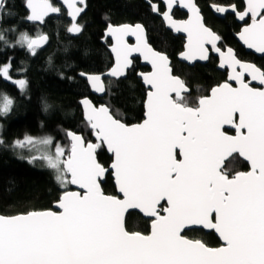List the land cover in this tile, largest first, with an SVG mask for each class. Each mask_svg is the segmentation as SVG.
<instances>
[{"label":"snow or ice","instance_id":"1","mask_svg":"<svg viewBox=\"0 0 264 264\" xmlns=\"http://www.w3.org/2000/svg\"><path fill=\"white\" fill-rule=\"evenodd\" d=\"M64 2L74 21L68 31L78 33L75 19L84 10L83 0ZM178 3L189 9L188 21L173 19L171 10ZM27 6L28 19L34 21L60 12L49 0H27ZM150 6L177 32L187 33L183 58L206 61L211 48L220 57V67L230 69L228 81L189 106L185 82L172 75L168 56L146 43L142 26H109L116 60L111 77L126 75L133 52H141L152 64L151 73L141 74L150 89L145 119L129 126L108 107L97 108L84 99L85 118L97 143L71 131L66 133L71 145L67 150L56 144L49 151L50 137L16 141L20 148L43 146L33 159L54 170L61 186L78 185L82 191H65L57 201L59 212L0 215V264H264V69L240 61L231 48L222 50L221 38L204 25L195 0H166L163 12L156 4ZM6 7L7 0H0V12ZM213 7L219 13L234 12L240 21L250 18L239 38L264 54V0H246L243 10L235 4ZM128 35L136 36L139 45H128ZM47 39L24 34L21 43L35 55ZM12 73L11 60L0 64V79L23 91L27 81ZM83 75L96 91H105L100 75ZM253 81L260 87H253ZM12 104L5 96L0 113L6 114ZM226 126L236 135H229ZM103 145L114 156L111 170L118 195H107L101 187L108 173L97 159ZM234 153L250 162V171L229 176L224 162ZM129 209L152 218L150 234L126 228ZM195 226L214 230L224 246L212 248L182 234Z\"/></svg>","mask_w":264,"mask_h":264},{"label":"trees","instance_id":"2","mask_svg":"<svg viewBox=\"0 0 264 264\" xmlns=\"http://www.w3.org/2000/svg\"><path fill=\"white\" fill-rule=\"evenodd\" d=\"M52 1L58 4L57 0ZM150 1L157 4L161 12L165 11L161 0ZM196 1L204 9L206 24L220 34V45L231 46L239 54L233 34L239 27L234 17L219 21L205 11L208 10L206 2ZM210 1L238 3V0ZM25 3L26 0H7V7L0 12V36L4 37L0 40V64L11 60L12 75L27 81L22 91L14 83L0 79V101L5 96L13 101L10 111L0 113V213L6 216L52 209L62 194L72 189L71 185L61 186L55 171L42 159H33L39 149L17 147L16 141L25 137H50L53 145L49 146V151L56 143L70 149L66 135L69 131L82 133L87 141H94L93 131L85 121L80 105V100L85 97H90L97 105L107 104L114 116L127 124L144 119L147 88L138 72L149 69L141 65L139 59L134 60L126 78L105 79L107 92L104 97L94 95L83 77V74L105 73L114 64L109 50L111 41L103 40L109 24H144L149 42L169 56L174 74L189 86L191 92L184 94L189 106H196L201 97L209 95L211 89L225 78L213 57L206 64L193 66L180 62L178 55L184 49V37L175 35L145 0H88L87 11L81 19L84 28L78 36L68 33L71 21L66 11L38 25L27 21ZM173 14L177 19L186 17V13L177 8ZM24 34L31 37L47 34L48 44L32 55L21 43ZM97 152L99 161L108 167L113 157L104 146ZM229 161L224 167L229 176L247 169V164L238 155ZM102 187L105 193L116 194L111 173ZM150 223V219L136 211L129 212L126 217V227L132 232L148 234ZM185 235L212 247L220 245L213 231L193 229Z\"/></svg>","mask_w":264,"mask_h":264},{"label":"water","instance_id":"3","mask_svg":"<svg viewBox=\"0 0 264 264\" xmlns=\"http://www.w3.org/2000/svg\"><path fill=\"white\" fill-rule=\"evenodd\" d=\"M87 1H88V0H83V5H81V6L84 7V10H83V12H81L80 15L75 19V23H77V24L81 27V31L78 32V33H73V32H69V31H68V33L71 34L72 36H78V35H80V34L82 33V31H83L84 26H83V24H82L80 21H81L82 16H83V15L86 13V11H87ZM145 1L148 2L150 5H151V4H154V3H152L150 0H145ZM243 1H244L245 5H246V0H243ZM49 2H50L52 5H54L55 7L59 8V9H60V12H59V13H49L47 16H45V18L43 19V21H34V20H30V19H28V17H29V15L31 14V12H30L29 7L27 6V0H26L25 7H26V9H27V11H28L27 21H28L29 23L38 24V25H43V24L45 23V21H46L48 18L53 17V16H59V15H61V8H60V5H61V6L65 9L68 18H69V20L71 21V24H70V26H69V28H70V27L72 26V24H73L74 21H73V17H71V16L69 15V9L67 8V6H66L64 0H57V2L59 3V5L54 4V2H53L52 0H49ZM161 2H162L163 5L165 6V11H167L166 0H161ZM195 4H196V5L198 6V8L200 9V14H201L202 17H203V23H204V25H205L206 27H208L209 29H211L214 33H216L211 27H209V26L205 23V19H204V16H203L202 12H201V8H200L199 5L197 4L196 0H195ZM156 5H157V4H156ZM176 8H179L180 10L186 12L187 15H188V17H187L186 19H177V18H175L173 13H174V10H175ZM212 8H213V10L215 11V8H214L213 6H212ZM228 12H232V11H228ZM215 13H216L218 16H221V17H222V16H224L227 12H225V13H219V12L215 11ZM232 13H234V12H232ZM155 14H159V13H156V12H155ZM171 15H172V17H173L174 20H176L177 22H181V23H182V22H185V21H188V20L190 19V17H191V13H190L189 9L183 7V5L180 4V3H178L177 5H175V6L172 8V10H171ZM160 16H161V18L163 19L165 25H166L167 27H169L175 35H181V36L184 37V39H185V45H184V49H183V51L181 52V53H183V52L186 50V45H187V42H188V36H187V33L183 32V31L177 32L174 28H172V27L168 24V22L164 19V17H163L162 14H160ZM238 20H239V19H238ZM239 22L243 23L244 21H240V20H239ZM125 25H130V26L141 25V26H142V29H143V38H144V40H146V43H147L149 46H151V48L154 49L155 51H157V52H161V53H164V52H162V51H159V50L155 49V48L153 47V45L149 42V39H148V32H147V29H146V27L144 26V24H142V23H135V24H132V23H123V24H118V25L109 24V25L107 26L106 30H105V37H104L103 40L106 41L107 39H109V40L111 41V44L109 45V50H110V52L112 53V55H113V57H114V64L112 65V67H113V66L115 65V63H116L115 55H114V53L111 51L112 46L115 44V40H114L113 37H111V36H107V32H108V30H109V26H125ZM69 28H68V29H69ZM242 29H243V28H242ZM242 29H241V31H242ZM241 31H240V32H241ZM240 32H239V33H240ZM239 33L236 35V38H237V40L239 41V43H240V44H241L246 50H248V51H253V52L257 53V54H261V53L256 52L255 49H250V48H248V46H247L246 44H244V42L239 38ZM216 34L219 36L218 33H216ZM43 35H44V36H47L48 39H47V41H46L45 43H43L38 49H44V48L47 46V44H48L49 36H48L47 34H43ZM40 36H41V35H40ZM37 37H39V36H34V37H32V38H37ZM219 37H220V36H219ZM125 41H126V43H127L128 45L133 46V47L138 46L139 43H140V42L137 40L136 36H134V35H128V36H126V37H125ZM219 42H220V41H218V46H219ZM228 48H231V49L233 50V52L235 53V55H236V51H235V49H233L232 47H227V48L225 49V51H226ZM221 49H222V48H221ZM222 50H223V49H222ZM181 53L178 55V59H179V61H180V62H183V63H186V64H188V65H190V66H193V65H195L196 63L206 64V63L209 61V59H210V57H211L212 54L215 55V56H217V57L219 58L218 68H219L220 70L228 69V71H229V72H228V78H229V75H230V69L227 68V67H223V68L220 67V57H219V55H218L217 53H215L214 51H212L211 48H210V56H209V59L206 60V61H205V60H200V59L187 60V59H185V58H183V57L181 56ZM164 54H166V53H164ZM166 55H167V54H166ZM167 56H168V55H167ZM236 57L238 58L237 55H236ZM168 58H169V56H168ZM135 59H139L141 65H143V66H145V67H147V68L149 69V70H147V71H140V72H138V77L141 79L142 83H143L144 86L147 88V93H148V92L150 91V89H149V87L144 83L141 74H149V73H151V72L153 71V67H152V64L150 63V61L144 59V56H143V54H142L141 52H133V53L131 54V56H130V60H131L132 63H131V65L126 69V75H125V76H122V77H120V78H114V77H111V76L109 75V73H110V70H111L112 67H111L108 71H106L105 73H101V74H88V75H100V76L102 77L103 86H104V88H105V91H104V92L96 91V90L94 89V87L92 86V84L90 83L89 79H88L85 75H83V77L88 81V84H89V86H90L91 92H92L94 95H96V96H98V97H104V96L106 95V92H107L106 84H105V79L109 78V79H116V80H119V79L126 78L127 75H128V72L132 69V67H133V65H134V60H135ZM238 59H239V58H238ZM239 60H240V59H239ZM169 61H170V67H171L172 75H173V76H176V77H179L181 80H183L180 76L174 74V70H173V66H172V60H171L170 58H169ZM240 61H241V60H240ZM242 62H243V61H242ZM245 63H247V62H245ZM250 64H251V63H250ZM183 81H184V80H183ZM229 82H231V81H229ZM253 82H256V81H253ZM231 83H235V82H231ZM185 85H186L187 88H188V92L185 93V94H189V93L191 92V90H190L189 86H188L186 83H185ZM216 86H217V85H216ZM214 87H215V86H214ZM233 87H234V86H233ZM210 94H211V91H210L209 95H210ZM207 96H208V95H207ZM84 99H88L89 101H91V103H92L94 106H96L97 108H99V107H101V106H106V107H108V108L110 109V107H109L107 104H105V103H100V104L97 105L96 103L93 102V100H92L90 97L82 98V99L80 100V105H81V107H82V111H83V115H84V119H85V121H86V118H85V107H84V105L82 104V101H83ZM146 100H147V96H146ZM145 103H146V101H145ZM110 112H111V114L114 116V114L112 113L111 109H110ZM114 117H115V116H114ZM115 118L118 119L117 117H115ZM144 119H145V116H144ZM144 119H143V120H144ZM119 120H120V119H119ZM143 120H142L141 122H139V123H135V124H127L126 122H124V121H122V120H120V121H121L122 123H125L126 125L134 126V125H137V124L142 123ZM86 122H87V121H86ZM227 127L232 128V127H230V126H226V128H227ZM90 129H91V128H90ZM91 130H92V129H91ZM92 131H93V130H92ZM71 132H74V131H71ZM75 133L80 134V135H82V136L84 137V135H83L82 133H79V132H75ZM93 136H94V141H92V140L87 141L86 138L84 137V138H85V141H86V142H91V143H97V140H96V137H95L94 133H93ZM68 138H69V137H68ZM69 140H70V139H69ZM70 146H71V145H70ZM103 146L105 147V149L107 150V152L113 157L112 162H111L110 165H109L108 167H106V168H108V173H107V175H108L109 173L112 174V177H113V180H114V184H115V187H116V194H107V193H105V194H107V195H118V194H119V193H118V188H117V185H116V181H115V178H114V174L112 173V170H111V164L114 162V156H113V154L107 149L106 145H103ZM97 151H98V149H97ZM234 154H235V153H234ZM240 158L243 159L246 163H248V165H249V170H248V171H250V170H251L250 162L247 161L245 158H243V157H241V156H240ZM97 159L99 160V158H98V152H97ZM229 159H230V157H228V158L225 160V162H224V167L226 166V163H227V161H228ZM248 171H242V172H248ZM107 175H106V176H107ZM106 176L102 179L101 187H102V183L105 181ZM71 187H72V189L69 190V191H67V192H81V191H82V190L79 188L78 185H71ZM102 189H103V187H102ZM103 190H104V189H103ZM104 192H105V191H104ZM62 195H63V194H62ZM60 198H61V197H60ZM165 206H166V205H165ZM47 210H51V211H54V212H59V211H61V210L57 207V202L54 204V207H53L52 209H47ZM40 211H46V210H40ZM131 211L139 212V213H140L142 216H144L145 218L150 219V220H151V223H152V218H150V217L146 216L145 214H143L141 210H139V209H129L128 212L125 214V226H126V217H127V214H128L129 212H131ZM22 214H25V213H22ZM162 214H163V213H162ZM0 215H2V214L0 213ZM18 215H20V214H18ZM3 216H6V215H3ZM13 216H16V215H13ZM6 217H7V216H6ZM151 223H150V231H149L148 234H150V232H151ZM126 228H127V227H126ZM193 229H203V230H205L206 232H211V231H213V232L215 233V235H216V236L218 237V239L220 240V245H219V246H216V247H212V246H209V245H208L209 247H212V248H218V247H222V246H224V241L219 237V234L216 233L214 230L205 229V228H202V227H200V226H195V227H192L191 229H185V231H184L182 234L185 235V233H186L187 231H190V230H193ZM140 233H141V232H140ZM142 234H144V233H142ZM145 235H147V234H145ZM185 236H186V235H185ZM186 238L191 239V238H189V237H187V236H186ZM191 240H195V239H191ZM201 241H202V240H201ZM202 242H203V241H202ZM204 243H205V242H204ZM205 244H206V243H205Z\"/></svg>","mask_w":264,"mask_h":264},{"label":"flooded vegetation","instance_id":"4","mask_svg":"<svg viewBox=\"0 0 264 264\" xmlns=\"http://www.w3.org/2000/svg\"><path fill=\"white\" fill-rule=\"evenodd\" d=\"M203 2H206V5H207V7H208V10H205L208 14H212L215 18H217L219 21H223L225 18H227L228 16H232V17H234V19L236 20V22H237V24H238V27H239V30L238 31H234V36H235V39H236V41H237V44H238V47H239V54L237 53V50L235 49V48H233V49H235V51H236V55L238 56V58L241 60V61H243V62H247V63H251V64H255L257 67H259V68H261V69H264V54H257V53H255V52H253V51H248V50H246L240 43H239V41L237 40V38H236V35L241 31V29L245 26V24L246 23H248V24H250L251 23V19L250 18H246V20L243 22V23H241V22H239V20H238V18H237V16H236V14L235 13H232V12H227L224 16H218L216 13H215V11L213 10V8H212V6L213 5H219V6H225V5H229V4H235L236 6H237V8L238 9H240V10H243L244 9V7H245V3H244V1L243 0H238V3H218V2H212V1H210V0H202ZM197 2V1H196ZM198 4V3H197ZM199 5V4H198ZM199 7L201 8V12H202V14H203V16H205L204 15V9L199 5ZM177 9H179V8H177ZM182 11V10H181ZM184 12V11H183ZM184 13H186V12H184ZM188 17V15H187V13H186V17L185 18H183V19H186ZM204 19H205V17H204ZM206 23V22H205ZM209 26V25H208ZM210 27V26H209ZM212 28V27H211ZM213 29V28H212ZM214 30V29H213ZM215 31V30H214ZM216 32V31H215ZM216 33H218V32H216ZM219 34V33H218ZM219 36H220V34H219ZM221 38V37H220ZM220 42H221V39H220ZM220 42H219V47H221L223 50H225L227 47H231V46H225V47H222L221 45H220ZM240 50H241V52H240ZM241 53V54H240ZM211 57H213V58H215L216 59V61H217V69L218 70H220L219 68H218V64H219V58L217 57V56H215V55H211ZM210 57V58H211ZM220 71H222L224 74H225V78L219 83V84H222V83H224L225 81H228V69H225V70H220ZM246 79H249L248 77H246ZM233 84V86L234 87H236L237 86V84L236 83H232ZM252 86L253 87H257V88H259L260 87V85H259V83L256 81V82H252ZM226 130H227V132H228V134L229 135H236V131H235V129L234 128H229V127H227L226 128ZM234 155H238V154H233L230 158H232ZM239 156V155H238ZM240 157V156H239ZM243 160V159H242ZM229 161V160H228ZM227 161V162H228ZM244 161V160H243ZM245 162V161H244ZM246 163V162H245ZM247 164V169H245V170H241V171H238V172H242V171H248L249 170V165H248V163H246Z\"/></svg>","mask_w":264,"mask_h":264},{"label":"rangeland","instance_id":"5","mask_svg":"<svg viewBox=\"0 0 264 264\" xmlns=\"http://www.w3.org/2000/svg\"><path fill=\"white\" fill-rule=\"evenodd\" d=\"M29 37H31V36H29ZM32 38V37H31ZM14 78L15 79H17V80H19V79H24V78H22V77H16V76H14ZM37 139H41V137L39 138V137H37ZM24 140V139H23ZM23 140H21V141H23ZM56 144H59V145H61V146H63V144H61V143H56ZM55 144V145H56ZM54 145V146H55ZM54 146H53V149L51 150V152H54ZM64 147V146H63ZM28 148V147H27ZM33 148H37V149H39V152L40 151H42L43 150V146H40V145H37V146H35V147H33ZM65 148V147H64ZM49 150V149H48Z\"/></svg>","mask_w":264,"mask_h":264},{"label":"bare ground","instance_id":"6","mask_svg":"<svg viewBox=\"0 0 264 264\" xmlns=\"http://www.w3.org/2000/svg\"><path fill=\"white\" fill-rule=\"evenodd\" d=\"M55 4V3H54ZM56 5H59V3L58 4H56ZM60 8H61V14L63 13V11H65V9L60 5ZM83 17V16H82ZM82 19V18H81ZM81 22V21H80ZM211 59V58H210ZM209 59V60H210Z\"/></svg>","mask_w":264,"mask_h":264}]
</instances>
